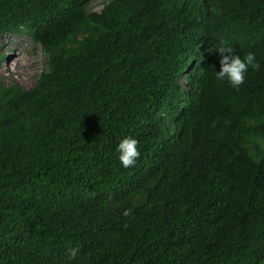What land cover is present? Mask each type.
Here are the masks:
<instances>
[{"label":"trees","instance_id":"obj_1","mask_svg":"<svg viewBox=\"0 0 264 264\" xmlns=\"http://www.w3.org/2000/svg\"><path fill=\"white\" fill-rule=\"evenodd\" d=\"M97 1L0 0L48 68L0 83V264H264V4ZM222 46L260 65L238 89Z\"/></svg>","mask_w":264,"mask_h":264},{"label":"rangeland","instance_id":"obj_2","mask_svg":"<svg viewBox=\"0 0 264 264\" xmlns=\"http://www.w3.org/2000/svg\"><path fill=\"white\" fill-rule=\"evenodd\" d=\"M109 1L98 0L90 6L89 10L99 13ZM15 57L18 60L27 58L29 61V65L25 68L29 74L25 80H22L23 76L13 75L9 70L11 61ZM9 63L11 64L8 66ZM47 70V57L44 51L40 46L32 43L24 32L15 35L6 34L0 39V83L6 87L16 86L23 91H29L35 86L39 76Z\"/></svg>","mask_w":264,"mask_h":264},{"label":"clouds","instance_id":"obj_3","mask_svg":"<svg viewBox=\"0 0 264 264\" xmlns=\"http://www.w3.org/2000/svg\"><path fill=\"white\" fill-rule=\"evenodd\" d=\"M264 4V0H260ZM219 54V70L215 71L217 81L225 82L234 89H238L245 81L248 72L260 67L257 57L253 52H248L241 57L235 54L234 49L230 46H222L217 50ZM185 80H182L183 84ZM186 84V83H185ZM118 161L122 168L128 169L134 167L140 158L141 152L138 147V141L133 137L123 138L117 145ZM124 216L131 215V209L123 212ZM76 255V250L70 252V257Z\"/></svg>","mask_w":264,"mask_h":264},{"label":"bare ground","instance_id":"obj_4","mask_svg":"<svg viewBox=\"0 0 264 264\" xmlns=\"http://www.w3.org/2000/svg\"><path fill=\"white\" fill-rule=\"evenodd\" d=\"M12 63V64H11ZM11 63L8 64V66L11 64L9 70L12 72L13 75H21L23 76L22 80H25L29 72L25 69L29 65V61L27 58L23 60H18L16 57L11 61Z\"/></svg>","mask_w":264,"mask_h":264}]
</instances>
